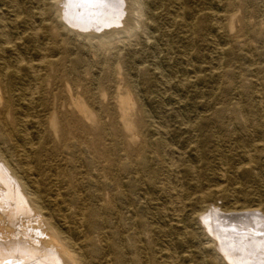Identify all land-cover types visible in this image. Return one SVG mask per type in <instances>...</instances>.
<instances>
[{"label":"rangeland","instance_id":"obj_1","mask_svg":"<svg viewBox=\"0 0 264 264\" xmlns=\"http://www.w3.org/2000/svg\"><path fill=\"white\" fill-rule=\"evenodd\" d=\"M69 4L0 0L14 42L1 54L14 113L0 115V158L83 264H227L199 217L212 205L221 223L249 229L233 220L264 216V0H126L123 24L100 31L69 28ZM29 64L40 80L26 77ZM69 88L90 119L75 121ZM69 118L76 131L63 141ZM161 138L180 174L194 168L176 198L164 191Z\"/></svg>","mask_w":264,"mask_h":264},{"label":"bare ground","instance_id":"obj_2","mask_svg":"<svg viewBox=\"0 0 264 264\" xmlns=\"http://www.w3.org/2000/svg\"><path fill=\"white\" fill-rule=\"evenodd\" d=\"M69 3H70L69 5L73 7V9L69 10L68 8L64 17L62 16L63 18L61 19L64 20L65 24L69 28L76 31H91V30L96 31L97 29L100 31L103 29L121 26L123 24V19L126 14L125 12L126 0H123V3L119 6L118 14H116L114 10H109L103 16H101L94 8L91 9L92 14L87 15L86 14V12L88 11L87 9L82 8L78 5H74L71 2V0H69ZM13 44L14 42L7 31V27L3 23H1L0 20V105L2 103L4 104L3 108L0 110V115L14 113V110L12 108H10L8 105H5L6 102H4L5 101L4 92L3 89L1 88L2 78L3 76H5L3 75V69L5 67H6L5 70L9 69L8 65L4 63V59L2 58L1 54L7 51V49L12 48ZM21 61H23V59ZM115 64L113 62L109 64L107 70L112 73L116 72ZM26 68H27L26 70L27 73H25V75L27 78L35 77L34 78L35 81H37V79L40 80L39 78H37V74L35 73L32 64H29ZM16 74L17 71H15L14 75ZM256 88L258 90L260 88L264 89V85H261L260 88L256 86ZM24 89L25 90L23 91H27L26 88ZM68 92L72 100L71 106L74 109V113L72 114V116L75 117L76 119L75 121L79 122V118L77 117L79 115L80 116L82 115L84 118L90 119V116L88 115L87 111L84 109L82 103L80 102V98L76 97L75 94L71 92L70 88ZM128 92L130 91L128 90ZM260 92L258 94L264 96ZM35 94L36 93L34 91L31 92L30 100L34 98ZM131 96L132 95L128 93V98H126V100H130ZM259 100L263 101V98L261 97ZM62 107L66 108L67 103L63 104ZM50 111L51 110L49 109V113ZM121 113L123 119H125L128 115V113L123 109ZM54 114H57V112H54L53 115ZM75 121H71V119L69 118L68 121L65 122L62 119L63 124L61 123L62 125L61 134L63 141H66L67 134H70L71 131L72 133L76 131L77 126L75 125ZM157 135H159V133H157ZM152 138H155V136L152 135ZM162 139L163 138L158 139L154 143L155 145L160 144V146L164 148L162 157L159 158V162L162 164L163 168H165V172L163 175L164 176L163 180L166 181L164 191L166 193H170V196L174 194L176 198V195H179V190L177 187H179L180 181L182 184V180H181L182 175L184 173L187 174L191 173V171H193L194 168L187 167L180 174L179 164L175 160V155H174L175 150L169 148L168 146L164 147ZM79 143L82 144L81 141ZM60 147L61 148L65 147V144L63 145L61 144ZM142 150L143 148H141L138 151V154L141 153ZM78 151H81L80 147L78 148V150L75 149L74 153L77 154L79 153ZM115 151L117 152V150ZM110 152L112 151L108 149V151H105V153L102 154V157L105 158L107 162V164L104 166L105 167L104 172L105 174L108 175H110L114 171L113 169H115V166L117 165L116 159L118 158L117 155L113 156L112 154V157L108 155ZM134 153L135 152L131 150L128 153V156L132 157ZM85 154L88 155L87 152ZM183 158L184 157L181 156V161L183 160ZM80 159L81 157L79 158V160ZM144 171L147 172L149 171V169L145 165H144ZM170 174L172 175L171 177ZM6 176L10 178L9 184H7L8 180H6L7 179L5 178ZM3 177L5 178V181H7L6 185H4L7 186L6 188L7 190L3 188L2 186L3 184H1L0 182V264H5V262L9 260L13 261L14 264H16V262H22V264H83L81 258V251L79 247L75 243L69 241L67 238H64L58 231L55 230V228L52 226L53 225L52 220L54 217L51 214L49 215L44 214V205L39 199L38 194L32 190H28V186L25 183L24 179L20 177V175L14 169L12 170V167L7 162H4L1 157L0 181L2 182H4V179L3 180L1 179ZM151 182L153 184H156V182L153 181ZM71 183L72 186L75 187L78 186V184L74 185L75 180H72ZM166 188H168L169 191L166 190ZM202 197L204 196L202 195ZM202 200H204V198ZM245 213L247 214L241 216V218L237 215L238 217H236L233 221L236 222L242 219L246 221L247 226H249L251 229L250 228L243 229L240 228V226L238 227L235 225L233 226L230 224L221 223L220 221L222 219L218 220L219 218L218 216H220L219 211L216 208L212 207V205L206 208V211L203 212L199 217V220L201 218L203 219V220L201 219L204 223L203 226L207 231V233L211 235V239H212L211 242L214 244L220 257L227 264H241V262H246V264H262V262H264V231L254 228L255 226L264 224V216L262 217L260 216V214L258 215V211L256 210L246 211ZM251 221L255 223V225L254 224L252 225ZM232 229H235L236 231H232ZM241 240L243 241L244 246L239 253H234L227 249L226 247L227 243L230 242L232 244H239ZM171 251L173 250L171 249ZM172 258L174 259V257Z\"/></svg>","mask_w":264,"mask_h":264},{"label":"snow or ice","instance_id":"obj_3","mask_svg":"<svg viewBox=\"0 0 264 264\" xmlns=\"http://www.w3.org/2000/svg\"><path fill=\"white\" fill-rule=\"evenodd\" d=\"M71 2L74 5L87 9V15H91V9L94 8L101 16H103L109 10H114L116 14H118L119 6L123 3V0H71ZM232 231L236 230L232 229ZM243 246L242 240L239 244H232L230 242L226 244L227 249L234 253H239ZM5 264H14V262L9 260L5 262ZM16 264H22V262H16ZM241 264H246V262H241ZM262 264H264V262H262Z\"/></svg>","mask_w":264,"mask_h":264}]
</instances>
